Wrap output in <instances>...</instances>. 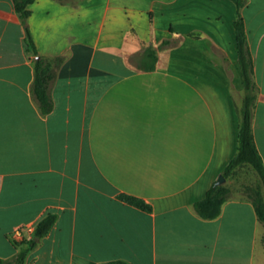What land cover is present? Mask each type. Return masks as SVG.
<instances>
[{
  "label": "crops",
  "instance_id": "0c3cea01",
  "mask_svg": "<svg viewBox=\"0 0 264 264\" xmlns=\"http://www.w3.org/2000/svg\"><path fill=\"white\" fill-rule=\"evenodd\" d=\"M29 7L24 20L14 0H0V257H13L12 240L30 238L27 227L52 213L54 225L25 264H264V224L250 198H229L215 218L195 208L238 150L235 2ZM241 13L264 162V0H246ZM37 56L62 57L48 113L32 90ZM19 227L22 238L13 234Z\"/></svg>",
  "mask_w": 264,
  "mask_h": 264
},
{
  "label": "trees",
  "instance_id": "16d2710c",
  "mask_svg": "<svg viewBox=\"0 0 264 264\" xmlns=\"http://www.w3.org/2000/svg\"><path fill=\"white\" fill-rule=\"evenodd\" d=\"M238 9V16L235 20L236 39L238 48V59L241 68L242 83L244 94L242 101L238 106L240 114V125L238 134V150L234 157L226 165L222 173L228 177L236 168L249 164L259 174L264 189V162L262 156L256 146L253 132V113L258 95V85L254 77V62L252 53L248 46L246 24L241 13L242 8L246 4V0H233ZM33 0H14L15 8L22 17L26 20L30 15V4ZM27 29V39L29 48L37 55L36 47L31 39L29 29ZM148 57L154 61L157 59L156 50L149 46L146 49ZM62 57L45 58L37 56L35 58V75L32 85V90L37 98L40 107L44 113H48L53 108V99L49 89L52 80L55 77V68L61 61ZM149 68L154 67L153 64L148 65ZM230 189L224 184L213 183L209 188L206 196L195 202L196 211L203 218H215L221 211L226 200L229 199ZM119 197L134 206L144 210H151L152 207L139 196L120 193ZM255 207L256 214L260 221L264 224V192L255 190V194L249 197ZM56 221L55 214H48L41 219L33 230L30 238L12 240V243L19 247L17 253L11 258L0 257V264H25L30 252L38 245L39 240L43 238L52 228ZM38 238V239H37ZM106 264H131L126 260H111Z\"/></svg>",
  "mask_w": 264,
  "mask_h": 264
},
{
  "label": "rangeland",
  "instance_id": "374dc122",
  "mask_svg": "<svg viewBox=\"0 0 264 264\" xmlns=\"http://www.w3.org/2000/svg\"><path fill=\"white\" fill-rule=\"evenodd\" d=\"M229 187L231 197H250L255 190L264 192L262 181L257 171L249 164L236 168L222 183Z\"/></svg>",
  "mask_w": 264,
  "mask_h": 264
},
{
  "label": "built area",
  "instance_id": "2783aa9c",
  "mask_svg": "<svg viewBox=\"0 0 264 264\" xmlns=\"http://www.w3.org/2000/svg\"><path fill=\"white\" fill-rule=\"evenodd\" d=\"M23 229V227H19V228H17L15 231H14V237H16V238H22V232H21V230ZM27 229H29V231H33L34 230V227H32V226H28L27 227Z\"/></svg>",
  "mask_w": 264,
  "mask_h": 264
},
{
  "label": "water",
  "instance_id": "95a60500",
  "mask_svg": "<svg viewBox=\"0 0 264 264\" xmlns=\"http://www.w3.org/2000/svg\"><path fill=\"white\" fill-rule=\"evenodd\" d=\"M225 180H226L225 175L223 173H221L220 176L218 177V179L215 181V183L222 184Z\"/></svg>",
  "mask_w": 264,
  "mask_h": 264
}]
</instances>
